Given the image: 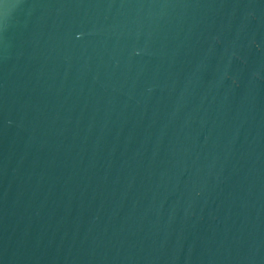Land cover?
Listing matches in <instances>:
<instances>
[{
	"label": "water",
	"instance_id": "obj_1",
	"mask_svg": "<svg viewBox=\"0 0 264 264\" xmlns=\"http://www.w3.org/2000/svg\"><path fill=\"white\" fill-rule=\"evenodd\" d=\"M0 264H264V0H0Z\"/></svg>",
	"mask_w": 264,
	"mask_h": 264
}]
</instances>
